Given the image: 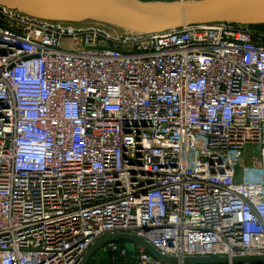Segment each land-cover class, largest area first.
Returning a JSON list of instances; mask_svg holds the SVG:
<instances>
[{
  "label": "built area",
  "instance_id": "obj_1",
  "mask_svg": "<svg viewBox=\"0 0 264 264\" xmlns=\"http://www.w3.org/2000/svg\"><path fill=\"white\" fill-rule=\"evenodd\" d=\"M109 234L264 257V31L111 37L0 6V264H79ZM123 243L87 264H166Z\"/></svg>",
  "mask_w": 264,
  "mask_h": 264
},
{
  "label": "water",
  "instance_id": "obj_2",
  "mask_svg": "<svg viewBox=\"0 0 264 264\" xmlns=\"http://www.w3.org/2000/svg\"><path fill=\"white\" fill-rule=\"evenodd\" d=\"M0 6L36 20L69 24L91 22L141 35L219 23L264 26V0H199L185 3L143 0H0ZM111 242L135 243L163 263H178L175 258L162 256L140 238L128 234H109L100 238L79 264H87L102 247ZM231 261L234 264H264V257H235ZM182 262L227 264L229 259L192 257Z\"/></svg>",
  "mask_w": 264,
  "mask_h": 264
},
{
  "label": "rangeland",
  "instance_id": "obj_3",
  "mask_svg": "<svg viewBox=\"0 0 264 264\" xmlns=\"http://www.w3.org/2000/svg\"><path fill=\"white\" fill-rule=\"evenodd\" d=\"M80 28H82V29H90V28L99 29V30L107 33L111 37H119L123 33V31H120V30H117V29H113V28H110V27H107V26H104V25H98V24L82 25V26H80ZM123 245H124V248L130 253H132L135 250V246L133 244H131V243L125 242V243H123ZM102 254H103L102 251L99 250L93 257L99 256L101 258V257H103Z\"/></svg>",
  "mask_w": 264,
  "mask_h": 264
},
{
  "label": "bare ground",
  "instance_id": "obj_4",
  "mask_svg": "<svg viewBox=\"0 0 264 264\" xmlns=\"http://www.w3.org/2000/svg\"><path fill=\"white\" fill-rule=\"evenodd\" d=\"M87 24H97V23L87 22V23L73 24V25H75V26H82V25H87ZM98 25H102V24H98ZM104 26H105V25H104ZM107 27H109V26H107ZM110 28H113V27H110ZM113 29H117V28H113ZM117 30H119V29H117ZM120 31H122V30H120Z\"/></svg>",
  "mask_w": 264,
  "mask_h": 264
},
{
  "label": "trees",
  "instance_id": "obj_5",
  "mask_svg": "<svg viewBox=\"0 0 264 264\" xmlns=\"http://www.w3.org/2000/svg\"><path fill=\"white\" fill-rule=\"evenodd\" d=\"M144 1V0H143ZM255 30H261L264 31V26H258V27H254ZM121 264V263H120Z\"/></svg>",
  "mask_w": 264,
  "mask_h": 264
}]
</instances>
